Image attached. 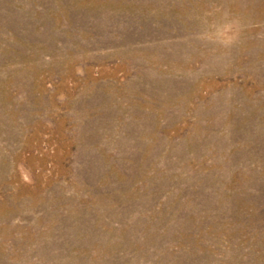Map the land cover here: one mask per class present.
Listing matches in <instances>:
<instances>
[{"label":"rangeland","instance_id":"1","mask_svg":"<svg viewBox=\"0 0 264 264\" xmlns=\"http://www.w3.org/2000/svg\"><path fill=\"white\" fill-rule=\"evenodd\" d=\"M0 264H264V0H0Z\"/></svg>","mask_w":264,"mask_h":264},{"label":"clouds","instance_id":"2","mask_svg":"<svg viewBox=\"0 0 264 264\" xmlns=\"http://www.w3.org/2000/svg\"><path fill=\"white\" fill-rule=\"evenodd\" d=\"M231 22L233 24V32L231 38L227 41H214L209 40L204 37L203 27L194 34V40L203 47L209 48L214 52H219L221 55L216 56L214 59L219 62L223 60L224 53L231 50L232 48L238 46L241 41L242 31H243V22L238 17H232ZM208 31H213V29H208Z\"/></svg>","mask_w":264,"mask_h":264}]
</instances>
